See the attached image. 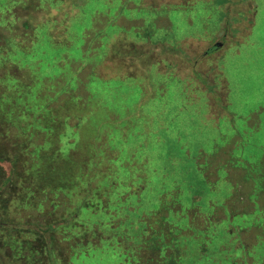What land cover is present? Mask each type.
Instances as JSON below:
<instances>
[{
	"label": "rangeland",
	"instance_id": "374dc122",
	"mask_svg": "<svg viewBox=\"0 0 264 264\" xmlns=\"http://www.w3.org/2000/svg\"><path fill=\"white\" fill-rule=\"evenodd\" d=\"M0 33L10 37L0 66L15 63L0 67V180L13 164L16 218L44 221L51 201L56 220L79 206L91 223L105 220L107 205L140 214L176 183L184 207L224 214L242 174L233 165L250 162L246 176L255 174L264 156V0H2ZM78 131L83 142L70 155ZM62 183L77 192L46 199ZM28 187L42 192V207L28 204ZM107 244L90 255L101 257L95 264H122V240Z\"/></svg>",
	"mask_w": 264,
	"mask_h": 264
},
{
	"label": "trees",
	"instance_id": "16d2710c",
	"mask_svg": "<svg viewBox=\"0 0 264 264\" xmlns=\"http://www.w3.org/2000/svg\"><path fill=\"white\" fill-rule=\"evenodd\" d=\"M253 10V13L257 12V9ZM28 27L26 24L25 28ZM5 37L10 38L3 35L0 44L4 43ZM218 48H213L212 52H216ZM7 60V66L2 64L1 68L15 67L10 65L12 60L8 57ZM0 61H3L1 56ZM31 75V86L27 87L33 89L35 76L33 72ZM224 80L226 81L221 77L220 83ZM80 99L76 101L78 104ZM79 109L82 107L79 106ZM0 112L2 113L1 110ZM75 134L79 139L67 152L70 155L83 142L81 132ZM5 162L0 155V165ZM248 163L250 162L238 168L233 165L235 170L242 173L241 178L232 186L235 187L234 199L229 201L233 194L223 201L216 199L226 205L224 214L215 212L207 215L199 205L184 207L175 198L180 191V185L176 183L169 191H163L156 210L145 209L138 214L134 213L133 206L130 208L124 205L128 212L122 213L123 205L120 210H111L107 205L108 216L103 221L93 219L94 224L90 222L91 219L85 221L87 216L79 210L82 209L80 206L69 220L63 221V217L62 221L56 220L53 217L56 211L53 201L47 204L44 221L32 222L11 215L8 206L12 199L10 196L17 187V180L14 178L16 167L10 164V173L0 180V264H75L78 258L84 264H95L101 261V257L94 259L90 255L96 256L95 252L106 249L110 246L107 242L115 238L121 239L124 245L123 253L119 254V262L122 261V264H264V156L255 164L257 170L250 177L246 176L247 171L251 170ZM64 164L65 162L61 164L63 168ZM87 185L88 183L82 185L85 193ZM113 185L114 183L109 184L112 188ZM70 188L71 186L62 183L54 194L45 191L46 199H53L59 194L68 198L77 192ZM35 191L37 193L30 189L33 200L28 201V204L42 207L43 200L36 196L42 192L38 189ZM86 197L88 198L87 193ZM110 197L112 196L108 195L109 201ZM194 200L197 204L199 199ZM237 204L244 205L243 209L237 208ZM126 219L131 221L123 226ZM64 231L68 232V236L60 237V233H65ZM125 242L128 244L125 245ZM88 247L92 248L85 251ZM104 259L111 261L108 257H102Z\"/></svg>",
	"mask_w": 264,
	"mask_h": 264
},
{
	"label": "flooded vegetation",
	"instance_id": "af4514ba",
	"mask_svg": "<svg viewBox=\"0 0 264 264\" xmlns=\"http://www.w3.org/2000/svg\"><path fill=\"white\" fill-rule=\"evenodd\" d=\"M253 16H256V13H253L252 17H253ZM252 23H253V22L251 21V19H249V24L252 25ZM246 29L248 30V28H246ZM222 45H223L222 43L217 44V45H215L214 49H215L216 47L221 48ZM212 51H213V49H210V50H209L208 52H206L205 54H206V55H212V54L214 55V52H212Z\"/></svg>",
	"mask_w": 264,
	"mask_h": 264
}]
</instances>
